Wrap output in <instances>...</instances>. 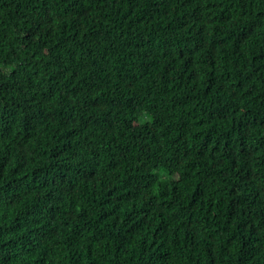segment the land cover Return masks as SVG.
Listing matches in <instances>:
<instances>
[{
    "label": "trees",
    "instance_id": "16d2710c",
    "mask_svg": "<svg viewBox=\"0 0 264 264\" xmlns=\"http://www.w3.org/2000/svg\"><path fill=\"white\" fill-rule=\"evenodd\" d=\"M0 264H264V0H0Z\"/></svg>",
    "mask_w": 264,
    "mask_h": 264
},
{
    "label": "bare ground",
    "instance_id": "6f19581e",
    "mask_svg": "<svg viewBox=\"0 0 264 264\" xmlns=\"http://www.w3.org/2000/svg\"><path fill=\"white\" fill-rule=\"evenodd\" d=\"M192 189V188H191ZM169 213V212H168ZM143 224V223H142ZM146 225H147V223H145ZM164 230H166V229H164ZM139 236V235H138ZM136 237V236H135ZM167 242V241H166ZM196 245V244H195Z\"/></svg>",
    "mask_w": 264,
    "mask_h": 264
}]
</instances>
